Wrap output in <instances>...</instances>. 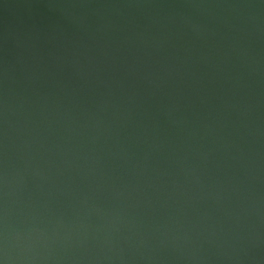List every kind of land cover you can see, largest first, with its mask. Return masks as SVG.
I'll return each instance as SVG.
<instances>
[{"label":"water","instance_id":"water-1","mask_svg":"<svg viewBox=\"0 0 264 264\" xmlns=\"http://www.w3.org/2000/svg\"><path fill=\"white\" fill-rule=\"evenodd\" d=\"M0 264H264V0H0Z\"/></svg>","mask_w":264,"mask_h":264}]
</instances>
